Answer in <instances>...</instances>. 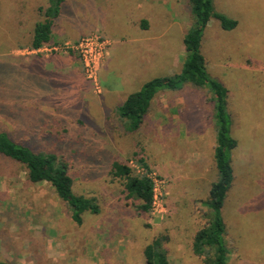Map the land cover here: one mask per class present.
I'll return each instance as SVG.
<instances>
[{
	"label": "rangeland",
	"instance_id": "obj_1",
	"mask_svg": "<svg viewBox=\"0 0 264 264\" xmlns=\"http://www.w3.org/2000/svg\"><path fill=\"white\" fill-rule=\"evenodd\" d=\"M48 3L0 0V105L16 108L11 117L10 109H0V119L14 120L0 127L11 132L18 124L20 130L12 131L16 140L36 134L46 121L73 135L66 146L55 140L61 144L55 151L63 149L58 154L70 167L73 192L95 198L100 213H86L76 225L49 184L30 183L22 166L0 160V261L145 264L144 247L164 236L170 264H201L190 243L202 224L198 209H207L210 186L218 178L207 87L186 84L158 92L137 133L123 134L114 113L145 82L179 72L183 38L194 22L188 1L64 0L53 30L57 46L30 53L34 26L43 20L39 9ZM213 7L237 21L235 29L224 31L210 20L200 49L209 75L228 91L231 136L237 142L231 152L234 179L221 210L226 264H264V0H213ZM143 15L149 42L126 44L136 33L129 21ZM102 28L114 37L113 48H120L111 60L113 45ZM90 37L104 46L95 81L73 50ZM134 63L147 70L137 80L130 69ZM29 118H35L33 134L25 133ZM80 124L82 136L75 140ZM54 135L46 133L37 142L50 149ZM34 150L42 151L38 145ZM113 155L128 159L136 173L146 172L139 159L150 170L155 199L148 214L125 198L123 181L109 176Z\"/></svg>",
	"mask_w": 264,
	"mask_h": 264
},
{
	"label": "trees",
	"instance_id": "obj_2",
	"mask_svg": "<svg viewBox=\"0 0 264 264\" xmlns=\"http://www.w3.org/2000/svg\"><path fill=\"white\" fill-rule=\"evenodd\" d=\"M63 1L49 0L45 9H39L43 20L35 24L28 50L57 46L58 41L54 39L53 30L60 15ZM187 1L194 22L183 38L185 55L179 72L172 76L157 77L145 82L140 90L128 96L114 113L121 123L123 134L137 133L158 92L179 91L186 84L199 89L207 87L211 94L210 101L213 106L211 122L214 121L216 138L213 158L218 178L210 186L208 200L205 202L207 209H198L201 213L202 224L201 227L193 231L190 248L191 254L197 257L201 264H226L229 251L225 241L226 230L221 217V210L234 179L231 152L236 148L237 142L231 136L233 121L227 111L228 91L222 84L211 78L200 49L203 32L210 20H216L224 31L235 29L237 21L217 13L213 7V0ZM0 109H10L8 115L10 117L16 116V108L0 105ZM34 119L29 118L30 122L25 126V129L27 128L25 133H34L32 130ZM12 121L14 120L0 119V122L3 123ZM44 124L47 125V130L46 126L43 127ZM50 125L49 128L47 121L43 122L39 127L41 133L38 130L37 136L36 134H27V137L22 136L21 139L17 140L16 138L19 136H14L12 131L20 130L18 124H15L17 129L13 128L11 132L8 128L1 130L0 127V160L22 166L26 171L27 181L30 183L49 184L56 196L67 206L71 220L76 225H81L83 215L86 213L98 215L100 206L95 198H87L73 192L74 178L70 173V167L64 157L58 154L63 149L55 151V148L61 145L56 141L63 142L66 146L69 143L68 139L71 140L74 136L65 134L64 129L62 131H59L58 128L53 130L54 127L52 124ZM42 128L44 130L41 131ZM78 128L80 131L75 132V140L82 136V124ZM46 133L56 134L50 149L44 148L39 145V141L37 142L38 138ZM36 145L42 151L36 152L34 150ZM82 153L79 152L80 155ZM129 162L128 159L119 160L113 155L109 165V176L123 181L125 198L136 203V210L139 213L148 214L152 210L154 196V182L149 176L150 170L144 166L143 159H139L137 162L146 169L145 173H136ZM166 241L164 236H157L144 247L142 254L145 264H170ZM0 264L9 263L0 261Z\"/></svg>",
	"mask_w": 264,
	"mask_h": 264
},
{
	"label": "crops",
	"instance_id": "obj_3",
	"mask_svg": "<svg viewBox=\"0 0 264 264\" xmlns=\"http://www.w3.org/2000/svg\"><path fill=\"white\" fill-rule=\"evenodd\" d=\"M149 4V3H148ZM138 5L140 6V7H142L141 6V3L140 2H138ZM142 17H144V15L143 16H140L139 18H138V20H136V21H129V24H131V26H132V28L133 29H135L136 30V33L134 34V37H132V40L130 39V37H128V41H126L125 43L127 44V43H130V44H132V42H134V43H143V42H149V28H150V26L148 25V24H146L145 22H143V21H141V18ZM103 29V28H102ZM104 30V34H106V36H108L107 38H109L110 39V41H111V44L113 45H111L112 46V49H110L109 50V54H108V59L107 60H111V59H113L114 58V55L115 54H117V51L120 49H118V50H116L115 48H113L114 47V44H115V41H114V37L112 36V35H110L109 33H106L105 32V29H103ZM151 30V29H150ZM138 32V33H137ZM128 34H130V33H128ZM145 35H148V38H146V36ZM122 42H124V41H122ZM123 45V44H122ZM125 45V44H124ZM53 47H43V48H41V49H38V50H32V51H30V53H37V52H41V50H45L46 49V51L47 50H50V49H52ZM111 48V47H110ZM122 48V47H121ZM124 48H126V47H124ZM122 50V49H121ZM125 50V49H124ZM38 54H41V53H38ZM53 58V57H52ZM48 60H50V58L48 59ZM136 63V62H135ZM134 63V65H132V67L130 68L131 70H132V73H133V75H134V80H137V79H140V78H142L144 75H145V72L147 71V70H145V68H143V66L142 65H137V64H135ZM109 92H111L112 94H114L115 96H117L118 94H115V93H113V91H112V89L111 90H108ZM107 91H105V93H106ZM108 93V92H107ZM107 97H113L112 95H110V96H107ZM119 106V105H118Z\"/></svg>",
	"mask_w": 264,
	"mask_h": 264
},
{
	"label": "built area",
	"instance_id": "obj_4",
	"mask_svg": "<svg viewBox=\"0 0 264 264\" xmlns=\"http://www.w3.org/2000/svg\"><path fill=\"white\" fill-rule=\"evenodd\" d=\"M54 49V47L52 48ZM73 50L82 56L83 65L88 69L89 76H94L93 81L96 79L98 68L100 67V58L104 50V46L97 37L85 38L83 41L79 42ZM30 51V50H29ZM154 182V181H153ZM155 188V183H154ZM155 199V189L152 207Z\"/></svg>",
	"mask_w": 264,
	"mask_h": 264
}]
</instances>
